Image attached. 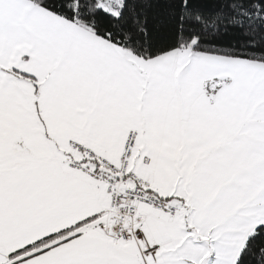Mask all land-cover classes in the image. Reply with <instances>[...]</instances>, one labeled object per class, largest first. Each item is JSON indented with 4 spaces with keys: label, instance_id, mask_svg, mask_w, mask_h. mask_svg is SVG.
Instances as JSON below:
<instances>
[{
    "label": "snow or ice",
    "instance_id": "snow-or-ice-1",
    "mask_svg": "<svg viewBox=\"0 0 264 264\" xmlns=\"http://www.w3.org/2000/svg\"><path fill=\"white\" fill-rule=\"evenodd\" d=\"M0 264H264V0H0Z\"/></svg>",
    "mask_w": 264,
    "mask_h": 264
}]
</instances>
